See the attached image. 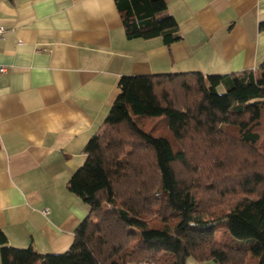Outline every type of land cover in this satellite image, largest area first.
Segmentation results:
<instances>
[{
	"label": "trees",
	"instance_id": "1",
	"mask_svg": "<svg viewBox=\"0 0 264 264\" xmlns=\"http://www.w3.org/2000/svg\"><path fill=\"white\" fill-rule=\"evenodd\" d=\"M115 3L129 39L180 38L165 0ZM263 125L264 61L230 74L123 75L68 181L90 205L73 243L40 253L0 229L1 264H264Z\"/></svg>",
	"mask_w": 264,
	"mask_h": 264
},
{
	"label": "crops",
	"instance_id": "2",
	"mask_svg": "<svg viewBox=\"0 0 264 264\" xmlns=\"http://www.w3.org/2000/svg\"><path fill=\"white\" fill-rule=\"evenodd\" d=\"M165 2L179 23L170 44L129 39L115 0H0V229L10 245L62 253L73 243L90 205L68 181L123 75L230 74L264 61V0Z\"/></svg>",
	"mask_w": 264,
	"mask_h": 264
},
{
	"label": "rangeland",
	"instance_id": "3",
	"mask_svg": "<svg viewBox=\"0 0 264 264\" xmlns=\"http://www.w3.org/2000/svg\"><path fill=\"white\" fill-rule=\"evenodd\" d=\"M219 91H220V92H224V91H225L224 87H223V86L220 87ZM226 130H227L229 133H233L232 130H230V128H229V129H226ZM262 132L264 133V125H263V130H262ZM260 149L263 150V152H264V146H263V145L260 146ZM220 226H221V228H220V229L218 230V232H217V238H218V239H220V238L222 237L223 231H224V229H225L226 224L224 223V221H221V222H220Z\"/></svg>",
	"mask_w": 264,
	"mask_h": 264
},
{
	"label": "built area",
	"instance_id": "4",
	"mask_svg": "<svg viewBox=\"0 0 264 264\" xmlns=\"http://www.w3.org/2000/svg\"><path fill=\"white\" fill-rule=\"evenodd\" d=\"M4 35V29L0 26V37ZM6 71V67L0 66V73H3ZM47 212V210H45Z\"/></svg>",
	"mask_w": 264,
	"mask_h": 264
}]
</instances>
